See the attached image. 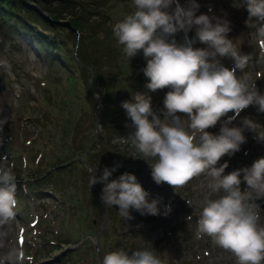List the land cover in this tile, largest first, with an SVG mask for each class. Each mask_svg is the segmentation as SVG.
<instances>
[{"label":"rangeland","instance_id":"rangeland-1","mask_svg":"<svg viewBox=\"0 0 264 264\" xmlns=\"http://www.w3.org/2000/svg\"><path fill=\"white\" fill-rule=\"evenodd\" d=\"M87 2L94 3L91 14L80 12V8L74 4L73 9L64 12L63 18L59 20L69 22V18L82 15L88 26L84 29H74L76 37H90L85 45L87 52L85 53L96 59L98 63H107L108 60L100 59L104 50L99 46V42L105 39L107 47L110 45V48L118 49L120 45L113 36V25L132 13L134 5L132 0ZM178 2L186 7L188 0H178ZM196 2L200 5L196 12L197 16L207 14L230 21L231 31L227 34L228 38L233 40L242 54L251 56L249 65L243 73L237 70V76L248 73L255 81L259 92L264 94V52H261L259 42L252 35L253 30L245 23L248 16L246 8L235 7L236 0H196ZM40 7L43 5L37 8ZM174 8L175 4L169 11ZM18 12L20 15L25 13L23 9H19ZM16 21L14 17H0V75H4L5 84V89L0 93V121H6L0 123V160L7 157L8 162L13 161L12 164L15 165L13 169L15 175L20 173L17 177L16 219L11 226L8 247H22L26 256L25 264H100L104 254L120 248L129 252L144 248L155 250L166 264H237L232 253L218 247L210 237L198 235L197 222L204 201L209 198L216 199L219 195H223V192H212L208 187L210 178L206 175L194 177L186 185L175 189L167 183L157 185L151 176L150 164L142 159L133 147L130 137L135 128L125 111L120 113L119 116H122L118 118L116 115L105 118L107 126L111 129L116 128L102 135L103 142H106L104 146L108 148L109 153L101 154L103 145L96 139L97 135L104 131L100 122L98 123L101 115L99 112L98 131L95 135L94 131L97 101L99 110L101 109V99L96 98V92L101 93L102 86L90 83L95 93L92 101L83 94L86 83L91 81L88 76L78 78L75 52L69 55L62 50L59 54L61 59L58 62L52 61L53 56L50 58L47 49L38 45L39 51H37L16 30ZM97 22L99 25L95 26ZM91 25L102 32L94 35L89 30ZM195 31L194 26L187 33L189 40L195 38ZM60 35L66 42L69 41L62 32ZM175 39L178 43H183L185 33L178 32L175 34ZM193 47L206 48L207 45L197 40ZM114 54L116 55V52ZM121 54L116 60L109 62L113 68L110 70L114 71L115 66L124 67V70L130 68L134 77L143 72L146 61L142 50L131 59L123 52ZM111 55L113 56V53ZM218 59L223 66L233 68L234 61L231 58L218 57ZM107 70L109 68H106L105 72ZM130 77L127 76L126 79L129 80ZM147 82L145 76L141 81L132 78L134 90L126 100H131L135 93H147L151 96L153 111L163 119V102L170 88L150 92L145 87ZM124 92L123 89L120 91L109 89L108 104L111 105L112 111L122 108L121 100L124 98L122 96ZM34 97H45V102L40 104ZM46 109L52 112L51 120L54 122L55 133L63 134L62 138L67 139V143L70 141L71 145L73 139L81 144L73 147L77 152L73 158L71 153L67 154L66 149H60L63 159L69 161L61 166L64 171H56L48 179L37 181L34 177L28 182L29 175L26 173L25 165L19 161L17 153L11 154V149L15 148L20 152L25 148V144L33 137V118L44 113ZM233 114L229 112L227 116ZM177 115L187 121L186 114ZM58 116H63V121ZM227 116L222 117L221 121L227 119ZM245 117L264 126V113L259 112L254 105L242 110L240 116L230 126H241V121ZM221 121L207 131L213 134L219 133ZM68 122L72 125L71 129L68 128ZM118 123H120L119 127H117ZM64 127L65 130L62 131ZM243 135L246 137V142L241 145L240 151L232 156L225 155L218 162L217 167L225 162L228 163L224 174L250 167L255 160L264 157V141L258 140L256 133L248 129L244 130ZM86 145L90 154L98 149L100 151L92 156L97 160L95 164L97 175H102L105 167L116 168L109 180L117 179L124 173L134 174L137 181L149 193V201L161 199L162 209L163 205L170 203L171 213L156 216L141 215L136 210L130 209L133 218L128 220L119 214L116 206L105 207L99 200L103 184L89 186L93 168L87 162L85 169L78 167V160L82 154L80 147ZM41 170L43 168L39 170L40 175ZM242 177L243 174L241 179ZM240 187L242 191L247 187L243 179ZM94 195L97 196V200ZM247 195L249 199L264 198L257 196L255 192H248ZM252 205L258 216V223L264 225V209L253 203ZM189 216H191L190 221L187 219Z\"/></svg>","mask_w":264,"mask_h":264},{"label":"clouds","instance_id":"clouds-1","mask_svg":"<svg viewBox=\"0 0 264 264\" xmlns=\"http://www.w3.org/2000/svg\"><path fill=\"white\" fill-rule=\"evenodd\" d=\"M132 3L134 11L113 25V36L129 59L142 50L146 89L154 92L170 88L163 102V119L153 111L147 93H135L131 100L122 102L135 128L130 137L133 147L150 164L157 185L167 183L175 189L194 177L210 178L208 187L214 193L222 191L223 195L204 201L197 222L198 235L210 237L218 247L232 253L237 264H264V225L258 223L247 195L255 192L264 197V157L250 167L228 174H224L227 162L217 167L222 157L240 151L246 142L245 129L264 141V126L247 117L241 126H230L249 106H257L264 113V94L259 92L251 75L237 76V70L243 73L249 65L250 54H242L228 38L230 21L207 14L197 16L200 5L196 0H188L186 7L178 0H132ZM173 4L175 8L169 11ZM235 7L246 8L245 23L264 52V0H236ZM194 26L195 38L189 40L187 33ZM180 31L185 33L183 43L175 39ZM197 40L207 47L194 48ZM218 57L231 58L233 68L223 66ZM229 112L234 114L227 116ZM178 113L186 114L187 121ZM225 116L227 119L221 121ZM218 121H221L219 133L207 131ZM14 167L7 157L0 160V264H25L26 260L22 247H8L18 205ZM115 170L105 167L102 175L93 170L89 179V186L103 184L100 200L105 207L116 206L128 220L133 218L130 209L141 215L171 213L170 203L162 209L161 199L149 201V193L134 174L124 173L109 180ZM241 174L247 185L243 191ZM187 219L190 221L191 216ZM100 264H166V261L149 248L131 252L120 248L104 254Z\"/></svg>","mask_w":264,"mask_h":264},{"label":"trees","instance_id":"trees-1","mask_svg":"<svg viewBox=\"0 0 264 264\" xmlns=\"http://www.w3.org/2000/svg\"><path fill=\"white\" fill-rule=\"evenodd\" d=\"M87 1L89 0H0V17H14L17 20L16 30L19 31L20 34H22L28 40V42L31 43L35 47V49H37V51H39V49L37 48L38 45L47 49L50 53V58L53 56L51 60L54 62H58L61 59L59 54H61L62 50H64L63 52H65V54L69 55L71 52H75V62L77 65V71L79 72L78 78L82 79L83 77L85 78V76H88V79L91 81L90 83L92 85L102 86V92H96V98L99 97L101 99V109L99 110V114L101 115L98 118V123L100 122L101 127L104 131L103 133H99L96 139L100 142V144L103 145V151L101 152V154L108 155V148L104 146L106 142H103L104 139L102 135L104 133H109L111 127L107 126V123L104 120L108 116L112 117L114 115H116L118 118L119 114L125 111L123 108L114 109L115 111H112L111 105L108 104L110 102L108 91L109 89H118L119 91L121 89L125 90V92L122 94L124 98H122L121 100L124 101L134 90V86L131 83L132 78L136 81H141L144 78V74L142 72L141 74L135 75L134 77L132 74L133 70H131L130 68H126L127 70H124V67L122 68L120 66L118 68L115 66V70L112 71L113 68H111L109 62H112V60H116V57L118 55H122V50L120 49L121 46H119L118 49H112L110 48V45H108L107 47L105 39L100 40L99 42V46L103 47L104 50L103 57H100V59L108 60L107 63L101 64L98 63L96 59L89 57L86 54L87 52L85 45L87 39H89L90 37H76L74 33V29H84L86 28V26H88V23L81 17L82 15L69 18L67 26H61L57 22L60 18H63L64 12L71 11L73 9L74 4H76V6L80 8V12H86L88 14H91L90 12L91 10H93L92 8H94L92 4L94 3H89ZM31 2H34L35 4H32ZM40 5H43V7L37 8ZM19 9H23L25 13L20 15L18 12ZM96 24L97 25L95 26H98L99 22H97ZM95 26L91 25V27H89V30L94 35H97L98 33H100L101 30H96V28H94ZM61 32L66 35L67 40L71 42H66L64 39H62L60 35ZM67 46L69 48H66ZM115 52L116 55L114 54ZM111 53H113V56L111 55ZM89 59H91L92 61H90ZM106 68H109V70L105 72ZM127 76H131L129 80L126 79ZM91 88V85L89 86V83H86V88L84 90L85 93L83 92V94H86L93 101L95 93ZM35 100L40 102V104H43V102H45V97H38L35 98ZM62 118L64 117H59V119L63 121ZM51 119H53L52 112H50L49 109H46V111H44V113H41L39 116H35L32 121L34 126V133L32 139L25 144V148L20 150V152H17L15 148L11 147V154L17 153L19 155V161H21L27 169L26 173L29 175V178L27 179L28 182L34 177L38 181V179H48L52 177V174L56 173V171H64L61 166L66 165L69 161L63 159L60 149H66L67 154L71 153V157L73 158L74 155L77 153L73 149V147H75L77 144H81L73 139L71 140V145L70 141L67 143V139L62 138L63 134H56L54 130V122ZM114 123L115 125L117 124L116 121ZM119 124L120 123H118L117 127L120 126ZM71 126L72 125H70V123L68 122L69 129H71ZM115 128L116 127H113L111 130ZM64 130L65 127L62 131ZM71 131L72 130H69V132ZM55 135L58 136L56 137ZM58 141H60L61 143H56ZM87 146L88 145L82 146V148L80 147V152L82 154L80 159L78 160V167L85 169V163L87 162L89 163L90 167L93 168V170H96L95 164L97 160H95L92 156L100 151L98 149V151L92 152L90 154L88 153L89 150H87ZM105 149L107 152L105 151ZM27 166L29 168H27ZM42 168L43 170H41L42 173L40 175L39 170ZM49 171L50 173H48ZM19 174L20 173H17L16 176L18 177ZM95 202L97 205H99L96 200ZM100 210L102 211L101 206ZM107 213L109 212L107 211Z\"/></svg>","mask_w":264,"mask_h":264},{"label":"water","instance_id":"water-1","mask_svg":"<svg viewBox=\"0 0 264 264\" xmlns=\"http://www.w3.org/2000/svg\"><path fill=\"white\" fill-rule=\"evenodd\" d=\"M60 25H65L67 26V22H63V21H60L58 20L57 21ZM4 75L1 74L0 75V93L5 89V84H4ZM89 86H90V82H89ZM95 96V94H94ZM98 112H99V102L97 101V110H96V120H95V131H94V135L97 133L98 131V127H97V118H98ZM93 135V137H94ZM95 199L97 200V196L94 195ZM251 203L255 204V205H258L259 207L263 208L264 209V198H259V199H255V198H250L249 199ZM97 236V235H96Z\"/></svg>","mask_w":264,"mask_h":264},{"label":"bare ground","instance_id":"bare-ground-1","mask_svg":"<svg viewBox=\"0 0 264 264\" xmlns=\"http://www.w3.org/2000/svg\"><path fill=\"white\" fill-rule=\"evenodd\" d=\"M217 258H218V257H217ZM217 258H216V259H217ZM214 259H215V258H214ZM220 259H221V258H220Z\"/></svg>","mask_w":264,"mask_h":264}]
</instances>
